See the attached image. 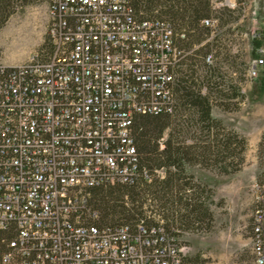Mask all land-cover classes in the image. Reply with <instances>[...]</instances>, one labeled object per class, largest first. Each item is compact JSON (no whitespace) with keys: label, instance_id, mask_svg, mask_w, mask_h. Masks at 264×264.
<instances>
[{"label":"built area","instance_id":"2783aa9c","mask_svg":"<svg viewBox=\"0 0 264 264\" xmlns=\"http://www.w3.org/2000/svg\"><path fill=\"white\" fill-rule=\"evenodd\" d=\"M131 1L50 0L52 56L33 52L19 64L0 61L6 109L0 120H7L0 154L2 167H12L8 174L0 167V229H18L5 262L221 264L194 260L189 246L163 227L83 222L89 189L136 181L134 118L172 110L175 71L184 58L171 25L137 19ZM256 53L249 82L264 68V45ZM251 224L254 263L264 264V181L253 184Z\"/></svg>","mask_w":264,"mask_h":264},{"label":"trees","instance_id":"16d2710c","mask_svg":"<svg viewBox=\"0 0 264 264\" xmlns=\"http://www.w3.org/2000/svg\"><path fill=\"white\" fill-rule=\"evenodd\" d=\"M18 1L0 0V30L15 13ZM131 4L137 19L161 20L171 25L175 44L184 51V58L175 71L172 110L140 113L134 118L132 136L139 156L136 181L106 183L89 189L83 222L99 228L126 225L136 230L143 221L149 228L163 227L176 237L185 232L213 230L215 213L211 206H219L222 200L218 202L216 191L188 173L186 166L214 169L226 175L242 170L249 140L215 117L212 109L217 105L224 111H237L246 98L240 83L245 79H224L222 62L231 69L235 65L232 48L221 42L219 34L210 38L212 26L205 21L212 20L216 11L213 0H132ZM262 43L254 37V52ZM42 48L41 57L45 60L55 50L51 39ZM210 54L212 62L207 61ZM0 102L4 113V101ZM6 124L7 120L2 118L0 126ZM1 138L0 134V144ZM258 152L261 158L264 134ZM2 155L0 167L8 174L12 167H2ZM259 165L262 166L260 160ZM161 169L163 176L157 173ZM263 176L264 172L257 179L264 181ZM17 236L15 225L0 229V264H20V258L4 260Z\"/></svg>","mask_w":264,"mask_h":264},{"label":"rangeland","instance_id":"374dc122","mask_svg":"<svg viewBox=\"0 0 264 264\" xmlns=\"http://www.w3.org/2000/svg\"><path fill=\"white\" fill-rule=\"evenodd\" d=\"M213 3L216 11L212 16L210 38L219 34L221 42L232 48V60L235 65L234 72V69L222 62L224 79L229 80L230 77H234L237 81L245 79L240 83L246 98L237 111H226L230 116L228 120H230V124L248 130L254 124L251 118L254 114L257 116L255 123L259 125L264 123V116H261L264 108V68L257 79L251 82L246 81L248 67L257 57L253 46L254 37L260 38L264 45L262 29L264 28V0H213ZM231 3L236 5L232 6ZM16 6L15 13L0 30V61L7 64L22 63L33 52H38L41 55L43 44L50 42L48 32L49 0H19ZM214 107L217 110H222L217 105ZM230 124L226 125L235 128ZM263 134L264 131L261 139ZM249 139L247 162L258 160L259 163L260 160L262 163L261 167L259 165L258 178L264 172V153L259 158L258 147L252 145L251 135ZM210 171L212 172H206L212 177V188L216 191V186L221 191H225L223 176L214 169ZM216 199L218 202L222 201L219 206H211L215 213L213 230L185 232L180 236L181 242L189 246L194 260L211 257L217 259L221 264H255L250 242L251 215H248L250 210L252 212V206L238 213L234 207L228 206L223 197L217 195V191ZM225 235L229 236L231 240Z\"/></svg>","mask_w":264,"mask_h":264},{"label":"crops","instance_id":"0c3cea01","mask_svg":"<svg viewBox=\"0 0 264 264\" xmlns=\"http://www.w3.org/2000/svg\"><path fill=\"white\" fill-rule=\"evenodd\" d=\"M263 29V35H264V28ZM13 65V64H11ZM212 114L222 119L226 124H230V118L229 113L226 111H222L220 109H216L213 107ZM264 116V108L261 116ZM257 116L254 114L251 118L253 119L252 127L250 126L249 129L244 130L238 125H232V127H235L237 130L241 131L246 137H250V135L253 138V144L256 148L258 147V143L261 140V135L264 131V123L257 124L255 123ZM251 142V139H249ZM250 145V144H249ZM186 169L189 173H192L195 175L197 179H200L204 183L208 184V186L212 187V177L207 175L208 172H212L210 170L201 168L200 166H193V165H187ZM259 172V163L258 160L248 161L247 162V156H246V163L242 170L233 173V174H220L223 176V188L225 191H221L218 187L215 186V189L217 191V195L220 197H223L226 201L228 206L234 207L235 211L238 213L247 210L248 208H251L252 206V188L254 182L257 180V175ZM214 187V184H213ZM251 213V210H250ZM248 215H251V214ZM226 236V235H225ZM228 239L231 240L229 236H226ZM191 255L193 253L190 252Z\"/></svg>","mask_w":264,"mask_h":264}]
</instances>
